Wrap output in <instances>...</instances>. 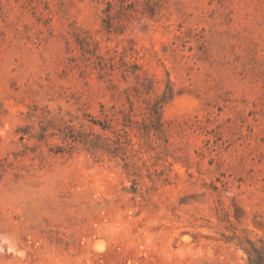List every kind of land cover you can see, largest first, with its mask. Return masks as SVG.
Segmentation results:
<instances>
[{"label":"rangeland","instance_id":"374dc122","mask_svg":"<svg viewBox=\"0 0 264 264\" xmlns=\"http://www.w3.org/2000/svg\"><path fill=\"white\" fill-rule=\"evenodd\" d=\"M0 264H264V0H0Z\"/></svg>","mask_w":264,"mask_h":264},{"label":"bare ground","instance_id":"6f19581e","mask_svg":"<svg viewBox=\"0 0 264 264\" xmlns=\"http://www.w3.org/2000/svg\"><path fill=\"white\" fill-rule=\"evenodd\" d=\"M96 243V242H95ZM98 250V249H97Z\"/></svg>","mask_w":264,"mask_h":264}]
</instances>
